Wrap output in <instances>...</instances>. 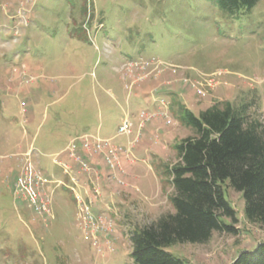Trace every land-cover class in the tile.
<instances>
[{
  "label": "rangeland",
  "instance_id": "rangeland-1",
  "mask_svg": "<svg viewBox=\"0 0 264 264\" xmlns=\"http://www.w3.org/2000/svg\"><path fill=\"white\" fill-rule=\"evenodd\" d=\"M226 103L264 135V0H0V264H131L130 233L173 212L183 113ZM30 169L41 211L16 188ZM223 189L235 232L167 248L182 264L264 243Z\"/></svg>",
  "mask_w": 264,
  "mask_h": 264
},
{
  "label": "trees",
  "instance_id": "trees-1",
  "mask_svg": "<svg viewBox=\"0 0 264 264\" xmlns=\"http://www.w3.org/2000/svg\"><path fill=\"white\" fill-rule=\"evenodd\" d=\"M259 1L217 3L234 15ZM245 114L244 107L229 103L212 106L198 116L183 113V122L194 136L175 145L177 161L165 171L173 189L169 198L173 212L130 233L131 264H182L167 248L204 244L214 232L233 234L237 219L225 198V184L241 194L245 219L264 230V135ZM231 264H264V243L239 253Z\"/></svg>",
  "mask_w": 264,
  "mask_h": 264
},
{
  "label": "built area",
  "instance_id": "built-area-1",
  "mask_svg": "<svg viewBox=\"0 0 264 264\" xmlns=\"http://www.w3.org/2000/svg\"><path fill=\"white\" fill-rule=\"evenodd\" d=\"M125 128H127L126 126H124ZM99 143V142H98ZM106 144H97V148L94 149V152L97 151V150H101L103 147H106L105 146ZM80 146L82 147L81 149L87 153L90 151V148L88 147L87 145V141H85L84 143L80 144ZM76 148L75 145H72L71 146V150L73 151L74 149ZM89 155V154H88ZM61 164V163H60ZM62 165V164H61ZM29 174L28 175H25V176H20L18 178V181H17V184H16V188L17 190H21L25 196L27 197V199L29 200L30 202V206L33 207L34 210L36 211H41L43 208H45V203L44 201L39 197V195L34 191L33 189V185L31 183V181H33L34 179H36L37 181H40L42 183H45L47 182L45 179L39 177L38 175H34L32 177V174H31V169L30 171H28ZM64 173L66 175H68V171L67 169H64ZM78 199V197H77ZM78 203H79V199H78ZM81 210V209H80Z\"/></svg>",
  "mask_w": 264,
  "mask_h": 264
}]
</instances>
